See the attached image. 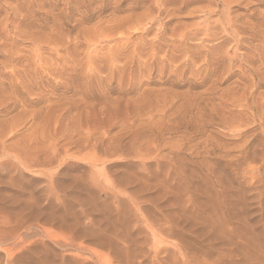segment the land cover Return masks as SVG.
Returning a JSON list of instances; mask_svg holds the SVG:
<instances>
[{
  "label": "rangeland",
  "instance_id": "rangeland-1",
  "mask_svg": "<svg viewBox=\"0 0 264 264\" xmlns=\"http://www.w3.org/2000/svg\"><path fill=\"white\" fill-rule=\"evenodd\" d=\"M0 264H264V0H0Z\"/></svg>",
  "mask_w": 264,
  "mask_h": 264
}]
</instances>
